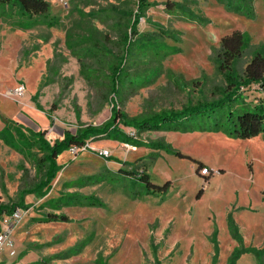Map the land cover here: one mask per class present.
I'll use <instances>...</instances> for the list:
<instances>
[{
  "label": "rangeland",
  "instance_id": "1",
  "mask_svg": "<svg viewBox=\"0 0 264 264\" xmlns=\"http://www.w3.org/2000/svg\"><path fill=\"white\" fill-rule=\"evenodd\" d=\"M47 1L58 20L51 28L24 29L0 7V204L25 207L0 264H213L214 241L216 264L235 250L245 251L236 264H264V134L120 125L130 141L64 151L49 194H29L43 174L33 133L54 145L66 131L103 126L114 107L130 120L218 98L224 37L250 39L240 75L264 54V0H252L254 17L249 0H151L135 33L126 18L139 0ZM244 97L258 103L264 92L253 86ZM132 170L168 192L146 196L123 173Z\"/></svg>",
  "mask_w": 264,
  "mask_h": 264
},
{
  "label": "trees",
  "instance_id": "2",
  "mask_svg": "<svg viewBox=\"0 0 264 264\" xmlns=\"http://www.w3.org/2000/svg\"><path fill=\"white\" fill-rule=\"evenodd\" d=\"M221 3L227 2L229 7L232 0H218ZM245 2L247 0H244ZM249 4L252 0L248 1ZM0 7L9 8L19 19V25L24 29H32L38 25H46L49 28L56 26L58 20L50 13V4L47 0H0ZM152 7L151 0H139L137 13L127 14V25L135 33L137 25L145 13ZM254 17L252 4L249 12ZM134 15V16H133ZM134 17V18H133ZM125 38L128 39L127 34ZM250 39L241 32H235L231 36L221 40L220 51L217 54L215 63L217 70L224 77L226 87L220 90V96L211 101L199 102L195 106L187 107L181 111H164L150 117L140 119H128L117 107L112 110L110 121L103 126H88L80 128L75 133L66 131L62 141L54 145L45 139V131L33 133L30 147H37L43 155L39 160V171L43 172L29 194L38 197H46L52 188V182L60 171L57 165L58 157L67 150L84 148L88 141H97L106 137L130 141L126 135L119 130V126L132 127L139 132H155L168 129L170 131H211L223 132L233 139L249 140L264 134V101L258 103L247 102L244 93L251 87L256 86L264 92V54L257 53L247 65L244 74L240 75L237 64L249 47ZM114 68V67H113ZM122 65L115 71V76L120 75ZM119 81V80H118ZM121 82H116L120 84ZM115 84V86H116ZM129 143V142H128ZM131 179H136L145 185L146 196H156L158 191L168 192V185L156 186L150 182V176L139 171H123ZM25 209L24 206L11 208L0 204V221L5 215H12L16 209ZM49 221H59L56 216ZM229 226L233 238L240 241L236 232V225L230 219ZM213 264L218 262L219 245L216 241ZM244 250H235L230 257L228 264H236L237 260L244 253ZM256 253V252H255Z\"/></svg>",
  "mask_w": 264,
  "mask_h": 264
},
{
  "label": "built area",
  "instance_id": "3",
  "mask_svg": "<svg viewBox=\"0 0 264 264\" xmlns=\"http://www.w3.org/2000/svg\"><path fill=\"white\" fill-rule=\"evenodd\" d=\"M64 5H67V3H64ZM73 149H76V148H73ZM23 211L24 210L21 208L16 209L12 215H5L1 219L0 221V250L2 249V247L4 246V244L6 243L8 239V235L10 233V226L18 222L22 218Z\"/></svg>",
  "mask_w": 264,
  "mask_h": 264
}]
</instances>
